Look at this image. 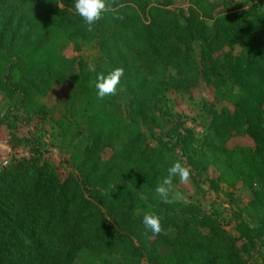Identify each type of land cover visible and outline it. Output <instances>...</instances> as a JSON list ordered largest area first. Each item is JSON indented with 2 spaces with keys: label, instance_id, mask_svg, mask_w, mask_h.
I'll use <instances>...</instances> for the list:
<instances>
[{
  "label": "trees",
  "instance_id": "1",
  "mask_svg": "<svg viewBox=\"0 0 264 264\" xmlns=\"http://www.w3.org/2000/svg\"><path fill=\"white\" fill-rule=\"evenodd\" d=\"M107 4L89 30L73 0H0V91L45 118L36 99L68 85L69 117L56 121L73 142L62 180L32 138L17 139L30 152L0 169V264H74L83 253L103 264H247L264 246V12L229 0H189L186 14L168 0ZM92 42L91 65L65 55ZM116 68L117 92L99 97L97 74ZM200 78L232 109L209 110L197 138L165 94H190ZM244 136L252 147H226ZM177 161L200 177L219 173L215 192L254 188L236 237L193 205L162 202L155 189ZM145 213L161 218L160 233L145 229Z\"/></svg>",
  "mask_w": 264,
  "mask_h": 264
},
{
  "label": "rangeland",
  "instance_id": "2",
  "mask_svg": "<svg viewBox=\"0 0 264 264\" xmlns=\"http://www.w3.org/2000/svg\"><path fill=\"white\" fill-rule=\"evenodd\" d=\"M163 2V0H157ZM169 8L183 11L185 14L190 7L189 0H168ZM231 7L242 6L245 9L256 8L264 12V0H229ZM206 24L211 28L213 21L206 20ZM195 53L199 55V49L195 48ZM67 57H80L89 65L98 55V45L95 42L82 46L79 52H74L72 47L65 51ZM68 85L57 86L52 89L46 97H38V103L45 105L50 111L45 118L26 114L23 110H16V102L9 99L0 91V119L6 117L3 125H0V169L20 158L29 157V147L25 144L17 145V139L32 138L37 144L42 156V160L51 165L57 175L63 180L71 173L67 165L73 142L71 135H64L57 125V119L66 115L67 106L65 99L69 93ZM237 92V90H235ZM166 108L180 120L185 127L192 129L197 138H201L204 127L210 122L209 110L220 112L223 108L232 109L229 102L216 99L211 89L200 78L195 88L190 94H181L173 90L165 94ZM13 116H18L20 121L16 122ZM7 122L14 124V130L7 128ZM159 134V132H158ZM14 136V138H13ZM150 142L155 146V142ZM118 146V143H117ZM252 141L247 137H233L227 140L226 147L248 148L252 147ZM185 163V160L182 159ZM190 172L187 183L181 181L172 183V199L176 202L193 205L204 214L213 217L223 226L225 231L236 237V225L239 220L250 222L251 218L241 213L253 198L254 188L242 187L237 184L229 187L219 184L218 191L215 192L209 183V179H217L219 173L214 169H209L203 176ZM105 257L94 259L83 253L74 264H103ZM247 264H264V246L258 242L255 250L247 259Z\"/></svg>",
  "mask_w": 264,
  "mask_h": 264
},
{
  "label": "clouds",
  "instance_id": "3",
  "mask_svg": "<svg viewBox=\"0 0 264 264\" xmlns=\"http://www.w3.org/2000/svg\"><path fill=\"white\" fill-rule=\"evenodd\" d=\"M108 7L107 0H73L75 13L88 25L89 30L108 11ZM123 75L124 71L121 68L113 69L107 74L98 73L95 80L97 95L102 98L106 95L115 94L118 90V85L121 84ZM167 173L162 183L157 185L155 192L162 202L171 203L173 178L178 177L182 183H187L190 172L177 161L171 164ZM142 224L145 229L151 231L153 234H158L162 230L161 218L153 213H145L142 217Z\"/></svg>",
  "mask_w": 264,
  "mask_h": 264
}]
</instances>
